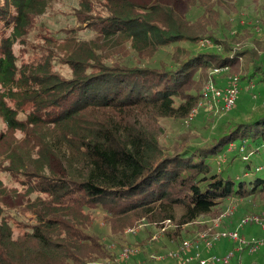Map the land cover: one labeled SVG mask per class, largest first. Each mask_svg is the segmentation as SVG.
I'll list each match as a JSON object with an SVG mask.
<instances>
[{
  "label": "trees",
  "instance_id": "obj_1",
  "mask_svg": "<svg viewBox=\"0 0 264 264\" xmlns=\"http://www.w3.org/2000/svg\"><path fill=\"white\" fill-rule=\"evenodd\" d=\"M58 2L0 0V169L37 194L24 201L35 223L20 233L0 197V264L113 261L119 252L111 244L122 237L90 232L88 210L105 212L120 228L144 219L140 245L173 221L176 229L162 231L164 248L226 200L264 195V96L244 116L248 104H237L239 91L229 124L208 145L164 147L159 138L161 120L188 117L200 101L195 74L244 60L246 77L264 81V59L253 44L262 46L248 29L238 27L251 38L236 51L187 49L201 35L218 40L210 16L218 6L192 20V11L176 10L185 0H76V27L56 38L37 25ZM85 28L88 37L79 33ZM170 47L175 54L167 61L137 65ZM247 90L251 100L259 89ZM257 253L256 264H264V245Z\"/></svg>",
  "mask_w": 264,
  "mask_h": 264
},
{
  "label": "rangeland",
  "instance_id": "obj_2",
  "mask_svg": "<svg viewBox=\"0 0 264 264\" xmlns=\"http://www.w3.org/2000/svg\"><path fill=\"white\" fill-rule=\"evenodd\" d=\"M197 1H200L199 5ZM75 5L76 0H59L58 5L55 4L54 8L40 16V25L38 24L37 26H41L56 38L60 37L64 32H66V29L76 27L77 21L72 15ZM185 5L186 7L184 8V5L179 6L178 4L179 7L176 8V10H178L181 14L183 10L184 13L187 10L192 11V20H194L198 12L202 11L203 9L209 10L211 12L212 8L218 6L222 10L218 11L217 9H214L210 14L212 19L215 17L217 20L216 29L214 28V35L218 38V40L216 38V40H214L213 36L212 38H208L201 35L198 36V38L193 43L184 44L187 49L192 47L196 50L214 52H221L222 50L228 48L232 49L233 51L242 49V39L246 37L251 38L246 34L242 35V33H240L242 30H240L238 27H245L248 29V32L251 33L250 35L261 43L260 45L262 48L257 44L258 42H255V44L250 42V40H246L245 42H247V44H253L256 51H258L257 53L264 59V0H185ZM191 5H193V7L190 9ZM175 7L176 6H173V9ZM193 12L195 14H193ZM87 30V28L79 30V33L84 37H88V35L91 33L89 30ZM256 47H258V49ZM171 54L174 55L175 51L170 47L157 52L151 58L140 60V63L137 65L140 67H145L147 65L157 66L160 61H167ZM112 61L114 63L115 60ZM246 65H248L247 62L244 60H239L233 64L232 67L227 65L223 67L210 66L206 70L202 71L201 76H199L197 73L195 74L194 78L195 81L199 83V87L202 89L209 76L214 82L220 85L219 87L222 88L227 87L230 84L231 79L237 77L238 89L240 91H238L239 100L237 104L239 106H245L248 104L246 107L249 110L244 108L243 111L244 116H247L245 115L247 114V111H250V114H252V112H255L256 108L259 107L257 106L258 100L264 96V81L261 83L255 82L258 77L254 75L253 77L251 76V78L248 76L246 77ZM214 69H218V71L215 72ZM244 75L245 77H242ZM262 76L264 77V75ZM241 78L248 79V82H246V80H242ZM255 84L257 85L255 88L259 90L256 92L254 98L251 95L252 98L250 100V93L247 89L255 91V88H253ZM179 101L180 99L176 100V104ZM235 106L227 114L209 111L205 108V106H199L193 120L189 119L188 117H168L161 120L159 125L161 128L159 137L160 144L164 147L171 143H181L183 145L193 146L208 145L212 139L217 136L226 125L229 124V122H227L228 116L231 115L230 113L234 110ZM3 128V124L0 121V129ZM4 157L5 155H0V160ZM223 161L224 156L221 159L216 160L218 164H220V162L222 163ZM1 171L2 170L0 169V197L6 198L10 203V207H5L1 204V208L4 210L5 216H10V223L14 233H20L26 226L33 225V223H35L34 215L27 208L24 201L28 198L34 199L37 194L28 193L22 183L23 181L20 178L14 179L5 176ZM221 207L222 208H216L208 217L201 218L199 223L184 226L181 229L182 234H179V244H167V246L164 248H162L161 245L164 240L165 232H161L160 229L158 231L156 230V232H153L149 240H146L143 245L141 244L142 246L138 243L141 233L140 229L145 227L144 224L139 223L143 222L144 219H140L138 225L135 227L134 233H130L128 231L129 227L132 225L125 227L121 226L120 228L118 227L120 224L119 221L117 222L113 217L99 210L85 211V213H88V216L85 218L84 223H86L90 232L95 233L93 230L95 229L97 232L103 233L100 234L101 237L102 235H105V232H107L108 235L112 233L115 235V237L118 236V233H120L122 238L118 241L119 243H117V246L114 247L115 244H111V248H115L114 253L119 252L122 248L127 246H133L138 249L136 255L132 257L131 260L129 259L123 264H148L146 262L147 260L142 261L143 257L140 256L142 252L146 254L147 259L151 258L153 260L152 264H164L165 262H168L167 260L172 259L167 257L168 253L179 250L185 242L198 245L203 256H208L210 254L222 255L227 251L232 250L235 247L234 243L228 240L214 241L209 246H207L206 243L215 233L219 231H228L235 228L242 216L264 212V195H260L256 198H233L231 201L228 199ZM227 209H233V214L231 216L223 217L222 215ZM203 221L210 225L204 230H200L202 226L200 223ZM111 224H116L114 231H111L110 229ZM175 227V222L172 221L165 226V229H176ZM117 229L119 230L116 231ZM202 234L206 235L205 240L200 237ZM240 234L246 239H250L251 237H260L263 235V232L257 225H247L241 229ZM230 243L232 244V247L230 246ZM159 255L166 256L167 258L158 261L155 257ZM237 257L242 264H256L259 261V253H257V255H253V253L249 254L246 251H240L237 253ZM109 261L111 260L102 259L99 262H96V264H105Z\"/></svg>",
  "mask_w": 264,
  "mask_h": 264
},
{
  "label": "built area",
  "instance_id": "obj_3",
  "mask_svg": "<svg viewBox=\"0 0 264 264\" xmlns=\"http://www.w3.org/2000/svg\"><path fill=\"white\" fill-rule=\"evenodd\" d=\"M214 71L217 72L218 69H214ZM238 91L237 77L232 78L230 84L222 88L217 86L209 76L202 88L200 101L197 106L190 111L188 118L191 120L193 119L199 106H205L207 110L216 111L220 114L226 113L234 106ZM232 214L233 209H227L222 216L226 217ZM169 222V220L163 222V226L160 228L161 232L164 231L165 226ZM247 225H257L263 232V235L260 237H251L250 239L241 236V229ZM134 230L135 229H128L129 232H134ZM200 237L205 240L206 235L202 234ZM219 240L231 241L234 243L235 247L222 255L210 254L208 256H203L198 245L185 242L179 250L168 253L167 257L175 259L176 264H191V262L194 261L198 264H242L237 257V253L246 251L252 254L264 245V212L242 216L235 228L215 233L211 239L207 241L206 245L209 246L212 242ZM137 252L138 249L133 246L124 247L119 251L117 257L113 261H109L105 264H123ZM167 257L159 255L155 258L161 261Z\"/></svg>",
  "mask_w": 264,
  "mask_h": 264
}]
</instances>
